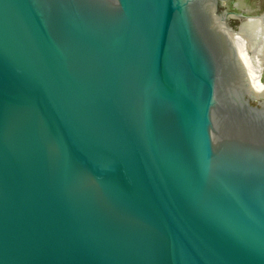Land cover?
<instances>
[{
	"label": "water",
	"instance_id": "1",
	"mask_svg": "<svg viewBox=\"0 0 264 264\" xmlns=\"http://www.w3.org/2000/svg\"><path fill=\"white\" fill-rule=\"evenodd\" d=\"M225 1L0 0V264H264Z\"/></svg>",
	"mask_w": 264,
	"mask_h": 264
},
{
	"label": "bare ground",
	"instance_id": "2",
	"mask_svg": "<svg viewBox=\"0 0 264 264\" xmlns=\"http://www.w3.org/2000/svg\"><path fill=\"white\" fill-rule=\"evenodd\" d=\"M221 22L226 26L222 23L223 60L230 63L241 89L264 103V83L259 79L264 68V14L245 17L238 29Z\"/></svg>",
	"mask_w": 264,
	"mask_h": 264
},
{
	"label": "rangeland",
	"instance_id": "3",
	"mask_svg": "<svg viewBox=\"0 0 264 264\" xmlns=\"http://www.w3.org/2000/svg\"><path fill=\"white\" fill-rule=\"evenodd\" d=\"M231 5L238 8L239 11L248 13L249 15H256L264 12V0H231ZM229 6L230 3L228 1H225L224 5L221 7L218 13H220L221 11H225ZM242 20L243 19L237 16L230 17L227 20L228 26L232 27L233 29H237ZM224 27L226 26L224 25ZM260 81L264 83V74H262V78Z\"/></svg>",
	"mask_w": 264,
	"mask_h": 264
},
{
	"label": "flooded vegetation",
	"instance_id": "4",
	"mask_svg": "<svg viewBox=\"0 0 264 264\" xmlns=\"http://www.w3.org/2000/svg\"><path fill=\"white\" fill-rule=\"evenodd\" d=\"M229 3H230V6L228 7V9H226V11H229V12H231V13H233V12H236V13H238V14H243L245 17H256L255 15H249L248 13H243V12H241V11H239V9L238 8H236V7H234L233 5H231V0H227ZM230 17H233V16H235V15H233V14H231V15H229ZM237 17H239V16H237ZM239 18H241V19H244L243 17H239Z\"/></svg>",
	"mask_w": 264,
	"mask_h": 264
}]
</instances>
